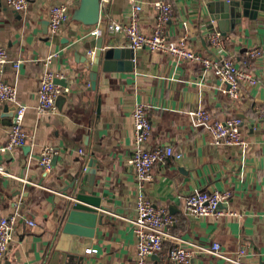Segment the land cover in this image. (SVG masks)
Listing matches in <instances>:
<instances>
[{"label": "crops", "instance_id": "obj_1", "mask_svg": "<svg viewBox=\"0 0 264 264\" xmlns=\"http://www.w3.org/2000/svg\"><path fill=\"white\" fill-rule=\"evenodd\" d=\"M29 1L27 11L17 13L6 0H0V47L9 59L0 65V79L17 85L19 102L27 107L23 127L33 137L22 149L0 150V168L4 170L0 172V220L21 200L23 217L36 225L29 227L23 222L17 226L0 264H49L63 236V213L70 194L60 191L77 173H84L92 160L97 162L93 197L100 202V221L92 239L65 237L63 245L69 251L86 252L82 264H136L132 221L142 190L128 160L134 144L132 112L139 103L148 107L153 126L148 146L171 145L181 155L157 164L152 170L153 181L146 183L143 191L177 219L171 233L193 252V264H232L228 258L241 248L248 249V264H264V119L259 118L264 108V9L257 18L243 17L233 30L224 32L213 18L221 16L214 4L226 0H164L174 8L166 26L169 40L177 42L187 36L190 48L199 56L219 61L233 56L240 63L250 49L261 48L262 55L250 61V70L260 84L244 88L241 97L233 99L200 63L133 50L124 34L108 31L109 23L127 22L133 6L141 4V28L152 34L157 24L153 7L157 0H111L102 10L98 26L87 28L71 19L56 36L49 28L51 7L67 2L72 15L80 0ZM216 29L222 35L220 48H212L209 41ZM100 38L104 48L131 49L134 58H120L123 69L101 70L97 88L92 90L90 70L77 61L75 51ZM48 69L67 81L69 94L54 113L39 114L40 79ZM6 107L13 108L0 102V149L7 143L13 121L10 112L5 113ZM200 107L214 119L242 118L249 149L216 146L205 128L192 124L188 113ZM46 146L57 151L51 172L39 166ZM214 189L232 194L222 206L225 216L186 215L189 194ZM215 243L221 245L222 256L206 251ZM171 245L167 242L164 252L151 258V264H164Z\"/></svg>", "mask_w": 264, "mask_h": 264}, {"label": "built area", "instance_id": "obj_2", "mask_svg": "<svg viewBox=\"0 0 264 264\" xmlns=\"http://www.w3.org/2000/svg\"><path fill=\"white\" fill-rule=\"evenodd\" d=\"M111 0H100L102 10L106 9ZM7 6L17 13H24L29 8V0H6ZM157 14V24L152 34H145L141 28L140 13L142 5L133 6L132 13L127 22L112 21L107 29L112 34L122 33L129 41L133 50H147L151 53H163L172 56L179 61L200 63L205 71L212 74L220 81L226 92L233 99H239L244 88L258 86L259 80L250 70L251 59H258L262 55L261 48H252L246 54L245 59L238 63L233 56L219 61L216 57H202L195 53L189 46L188 37L175 42L168 38L167 24L172 20L174 8L170 2L157 0L153 5ZM71 8L67 2H61L51 7L49 11V28L52 36L58 35L71 21ZM96 33L100 30L96 28ZM221 32L211 31L209 41L212 48L221 47ZM93 51L90 52V55ZM57 56V55H55ZM48 59L47 64L52 58ZM9 61L7 52L0 47V65ZM19 64H16L18 66ZM60 78L52 70H46L41 79L38 90L37 112L39 114L54 113L57 110V102L61 96H67L69 89L57 84ZM17 85L9 84L0 79V102L15 108L12 125L7 134V143L1 148L2 152H13L22 149L33 140V137L25 131L24 121L27 107L19 102ZM193 126L205 128L212 136L216 146L238 147L246 152L250 143L242 133L243 119L232 117L225 120L214 119L211 113L200 107L188 113ZM132 118L134 122V144L128 163L133 169L135 177L142 192L139 193L136 202V218L132 221V230L136 238V264H151V258L164 252L166 243L171 242L164 264H193V252L171 231L177 224V219L166 207L157 206L147 198L144 190L146 183L153 181L152 170L159 163H166L173 158H181L174 152L171 145L150 148L148 146L152 133V124L149 119L148 107L145 104H136ZM264 119V108L260 113ZM82 153V151H81ZM57 155L55 148L46 146L39 157V166L45 172L53 170V159ZM0 168V172H3ZM232 194L230 191L202 190L195 191L185 198V213L196 218L216 217L221 218L227 214L223 205L228 203ZM22 201L17 200L13 204V212L0 220V258L8 253L13 234L20 223L25 222L29 227H34V220L25 219L22 215ZM213 256H222L221 245L215 243L211 250H206ZM248 249L241 248L233 258H228L232 264H248L246 258Z\"/></svg>", "mask_w": 264, "mask_h": 264}, {"label": "water", "instance_id": "obj_3", "mask_svg": "<svg viewBox=\"0 0 264 264\" xmlns=\"http://www.w3.org/2000/svg\"><path fill=\"white\" fill-rule=\"evenodd\" d=\"M264 0H226L214 4L217 8L216 12L221 16L213 18L219 21L224 32L233 30L237 24H240L243 17L251 19L257 18L260 10L264 8L261 5ZM102 16V8L100 0H80L79 7L73 11L72 20L81 23L87 28H93L100 24ZM226 26V27H225ZM74 49L77 45L72 44ZM94 49V51H93ZM93 54L90 55V52ZM133 50L120 48H104L103 38L86 42L81 48L75 51V57L78 62L86 64L90 70L91 89L96 90L99 73L110 72L123 69V63H118L120 58L132 60L134 58ZM57 84L67 87V81L57 78ZM66 97L61 96L57 105L65 102ZM9 118H13L15 108H5V113ZM12 124V122H11ZM97 174V162L92 160L84 171L77 173L69 186L63 188L60 193L67 194L65 210L63 215V236L60 244L55 249L49 264H82L84 262V254L76 250L69 251L64 245L65 237H83L92 239L95 234V227L99 220L100 202L98 198L93 197V188ZM88 242V241H87ZM86 242V244H87Z\"/></svg>", "mask_w": 264, "mask_h": 264}]
</instances>
